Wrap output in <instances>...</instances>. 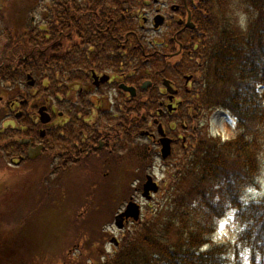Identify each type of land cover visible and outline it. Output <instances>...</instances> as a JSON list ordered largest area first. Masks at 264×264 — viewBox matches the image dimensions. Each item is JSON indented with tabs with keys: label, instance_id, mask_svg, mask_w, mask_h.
Wrapping results in <instances>:
<instances>
[{
	"label": "flooded vegetation",
	"instance_id": "af4514ba",
	"mask_svg": "<svg viewBox=\"0 0 264 264\" xmlns=\"http://www.w3.org/2000/svg\"><path fill=\"white\" fill-rule=\"evenodd\" d=\"M218 3L33 0L31 12L18 14L29 17L31 43L49 74L40 84L44 91L34 83L22 102L21 95L7 102L0 97V108L22 121L10 126L13 149L6 152L2 143L0 158L8 168L48 164L46 174L60 178H112V194L121 202L114 217L134 195L141 199L143 184L132 188L134 146L142 141L147 160L168 168L186 157L197 138L184 99L193 94L192 69L203 61ZM41 107L49 117L46 125L37 115ZM159 127L170 141L166 159Z\"/></svg>",
	"mask_w": 264,
	"mask_h": 264
},
{
	"label": "trees",
	"instance_id": "16d2710c",
	"mask_svg": "<svg viewBox=\"0 0 264 264\" xmlns=\"http://www.w3.org/2000/svg\"><path fill=\"white\" fill-rule=\"evenodd\" d=\"M29 2L0 0V62L18 58L17 66L0 65V81L49 72L33 48L25 17L17 16ZM218 4L203 61L193 71L196 87L185 101L192 129L200 116L222 111L234 120V134L226 141L199 136L194 151L164 181L162 204L126 232L112 254L79 258L81 264H264V197L255 202L243 197L257 185L264 163V0ZM8 139L0 133V142L12 149ZM141 149L133 150L134 163L144 161ZM231 208L242 228L237 240L242 257L227 244L208 247L216 222ZM16 247L17 241L5 240L0 264L12 260Z\"/></svg>",
	"mask_w": 264,
	"mask_h": 264
},
{
	"label": "rangeland",
	"instance_id": "374dc122",
	"mask_svg": "<svg viewBox=\"0 0 264 264\" xmlns=\"http://www.w3.org/2000/svg\"><path fill=\"white\" fill-rule=\"evenodd\" d=\"M1 52L0 41V56ZM15 91L13 86L2 90L3 96L9 98ZM1 122L3 117H0ZM200 124L207 128L203 126L201 133L197 127L198 136L206 132L226 141L235 132V122L220 111L209 115L207 122L201 121ZM139 143L142 146L143 142ZM46 167L48 164H37L30 169L23 166L0 170V237L17 241L16 252L7 264H12L13 260L18 264H81L79 258L113 251L109 240L112 236L120 239L122 235L113 226L114 212L121 203L119 197L114 196V192L112 194L113 179H102L96 175L97 181L93 182L86 175L83 178L45 177L43 172ZM133 168V174L142 178L144 183L149 171L135 170V163ZM153 171L159 183L165 179V168L158 162L154 163ZM139 184L135 182L132 188ZM134 197L136 200L137 196ZM243 197L246 202H255L264 197V163L257 185L248 189ZM162 198L161 195L155 196L149 204L139 198L136 202H142L143 215L148 218L146 211L149 208L155 210L157 204H162ZM127 228L133 229L131 226ZM240 231L239 225L222 226L216 241L234 245ZM234 251L242 257L240 248H234Z\"/></svg>",
	"mask_w": 264,
	"mask_h": 264
},
{
	"label": "water",
	"instance_id": "95a60500",
	"mask_svg": "<svg viewBox=\"0 0 264 264\" xmlns=\"http://www.w3.org/2000/svg\"><path fill=\"white\" fill-rule=\"evenodd\" d=\"M30 84H32V83H30ZM169 91H170V89H169ZM44 112H45V109L44 108L40 109V111H39L40 122L42 124H47L49 120H48L47 115ZM161 143H162V146H163V148H162V155H163V158H166L170 154L169 140L162 139L161 140ZM30 158H33V157H30ZM149 192H154V193L157 192L156 185L153 184L150 179H148V181L144 185L143 197H145L146 199H149ZM138 216H139L138 207L135 204L130 203V204H128L125 212L123 214H121V215H119V216L116 217V219H115V225L119 229H121L122 228V222H123V219L124 218H126V219L127 218H133L134 220H137L138 219Z\"/></svg>",
	"mask_w": 264,
	"mask_h": 264
}]
</instances>
